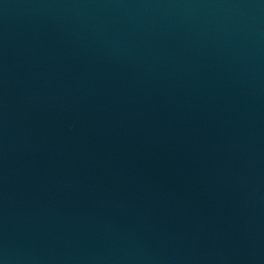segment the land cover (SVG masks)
I'll return each instance as SVG.
<instances>
[{
	"label": "water",
	"instance_id": "95a60500",
	"mask_svg": "<svg viewBox=\"0 0 264 264\" xmlns=\"http://www.w3.org/2000/svg\"><path fill=\"white\" fill-rule=\"evenodd\" d=\"M0 264H264V0H0Z\"/></svg>",
	"mask_w": 264,
	"mask_h": 264
}]
</instances>
